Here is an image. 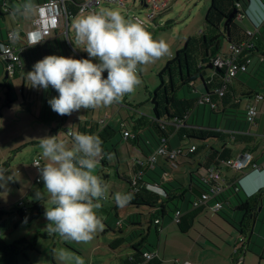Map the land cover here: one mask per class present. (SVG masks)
Masks as SVG:
<instances>
[{
	"label": "trees",
	"instance_id": "trees-1",
	"mask_svg": "<svg viewBox=\"0 0 264 264\" xmlns=\"http://www.w3.org/2000/svg\"><path fill=\"white\" fill-rule=\"evenodd\" d=\"M49 1L51 0H31L35 5V9L47 4ZM65 1L68 12L71 17L75 18L84 1ZM251 1L210 0L211 5L206 15L207 29L199 36L190 37L159 73L160 83L151 97L153 115L131 122L130 129L125 124H123V127L122 124L119 127L123 139L137 148L145 158L143 161H135L136 163L130 169L131 177L124 174V180L129 185L125 193L133 192L134 199L124 208L117 207L114 202L115 206L113 208L116 211L117 228L111 227L105 220H102L107 226L104 234L117 233L120 236L117 239L120 242L117 248L110 246L113 251L123 247L132 249L131 256L123 261V264H160L155 259L156 257L151 260L145 257L146 253H154V247L148 240V233L152 231L153 227L156 234L159 235L163 229L162 223L170 220L178 225L181 232L186 233L192 228L189 214L210 208L215 202L223 204V208L217 213L222 218L226 210L241 213V220L237 221L241 225L239 233L246 234L248 230L251 232L252 219L254 213L261 207L264 189L252 196L244 195L237 178L226 182L223 177L226 183L224 192L218 196H213L206 205L194 207L195 201L200 200L213 186L204 183L203 179L212 170L219 171L222 174L221 166L232 160L228 156L222 157L220 151L214 148L209 149V155H204L205 151L208 150L207 143L210 140H225L226 138L237 141L239 138L236 131L223 134L217 127L207 126L203 122L199 124L196 122L198 116L195 117L194 112L202 107L203 111H208L211 116H222L232 122L248 123L247 112H240L239 106H233L232 108V103L228 101L231 84L225 81L227 67L219 69L214 65V61L218 57L225 59L228 56L222 53L223 42L228 41V48L230 45L240 47L246 44L239 61L244 62L246 56L249 58L254 57L263 60L264 66V26L262 27L263 30L258 29L257 32H251L250 34L239 24L240 16L248 18ZM26 2L27 0H0V46H14L19 53L22 65L18 66L15 72L18 68L37 62L45 56H60V49L64 51L70 48L64 34L53 41L44 40L38 45L31 46L25 40L26 34L21 32L18 26H12L10 29L2 25V22H6L7 17L21 15L20 12H15V9ZM234 11H237V14L229 18ZM70 23L71 18L69 25ZM11 32H15L19 39L10 40L9 34ZM62 40L65 47L62 46ZM0 65L5 69L6 62L1 58V51ZM211 65L213 69L209 68ZM214 70L216 72L212 81L208 82L205 73H211ZM262 72L264 73V68ZM0 79L5 83H0V88L4 89L6 93L5 107L11 108L14 103L11 95L12 88L7 84L6 77H3L1 73ZM199 82H202L204 86V93L196 88V84ZM181 91L183 92L182 96L179 94ZM257 95L262 94L249 88L248 93L244 96L251 98ZM23 106L29 108L24 96ZM228 107L231 108V111L227 110ZM203 115L205 114L203 113ZM90 127L95 130L90 134L99 136L103 141V154L99 163L102 168L106 169L109 166L106 159V156L110 153L109 143L112 142V138L117 131L103 123L90 124ZM125 132L130 133L128 138H125ZM174 137H177L182 144L180 147L174 148L171 145V140ZM246 143L248 144V142ZM163 145H167L168 151L183 150V153L174 161L175 166L171 165V167H178L180 158L186 159V165L193 168L188 175L186 185L169 181L164 177V174L162 176L157 170L158 159L162 157L164 160L169 161L167 156H158L154 167H145V161L156 154ZM193 147H195V150L192 152ZM114 148L115 145L112 143V149ZM199 159L203 160L200 161ZM189 161H193V163ZM255 167L261 169L262 166L254 164L252 161V165L248 169H254ZM238 173L242 172L238 171ZM118 176L121 177L119 172ZM103 177L105 181L109 180V176L103 174ZM150 187H157L161 192L152 190ZM129 208H134L141 211V213L132 212L126 219L120 218L117 212L120 209L129 210ZM184 208H186L185 213ZM16 211L21 217V222L30 223L44 215L45 209L42 203H34L31 209L16 207ZM178 212H180L179 223L176 222ZM2 214L0 211V219ZM26 250L35 251L36 241L29 242L23 239L9 245L0 240V264H18L20 256H26Z\"/></svg>",
	"mask_w": 264,
	"mask_h": 264
},
{
	"label": "clouds",
	"instance_id": "clouds-1",
	"mask_svg": "<svg viewBox=\"0 0 264 264\" xmlns=\"http://www.w3.org/2000/svg\"><path fill=\"white\" fill-rule=\"evenodd\" d=\"M34 11L31 0L15 9L22 15ZM72 29L74 45L86 51L89 58L48 55L26 73L33 88L47 90L51 86L56 90L58 95L48 103L61 116L81 108L119 103L141 84L139 72L143 65L170 54L165 40L155 39L142 22L126 18L117 9L104 8L77 16L72 20ZM30 38L33 45L39 42L33 34ZM65 134L71 137L70 146L59 139L60 133L39 138L41 158L46 162L40 167L44 188L36 190L35 198H47L44 216L49 235L58 234L65 241L87 244L105 227L97 210L102 207L101 201L109 199V185L96 174L103 141L99 136L73 131L72 125ZM6 172L0 168V186L12 179L5 176ZM112 199L117 207L124 208L134 199V193L116 192ZM54 255L61 264H85L83 258L67 249Z\"/></svg>",
	"mask_w": 264,
	"mask_h": 264
},
{
	"label": "rangeland",
	"instance_id": "rangeland-1",
	"mask_svg": "<svg viewBox=\"0 0 264 264\" xmlns=\"http://www.w3.org/2000/svg\"><path fill=\"white\" fill-rule=\"evenodd\" d=\"M210 5V0H174L169 5L167 11L165 10L166 15L172 14L173 17L169 21H164L163 27L157 33H155V29L157 28L152 24L153 37L165 40L170 47V54L173 52L175 55L178 42L184 36L192 33L196 37L207 29L206 15ZM104 8L117 9L126 18L136 17L143 22H149L148 17L152 13L151 9L143 6L142 0H126L125 6L104 3L97 9V12ZM87 14L89 13L77 16ZM36 17L37 12L35 9L29 15L9 16L6 22H2V25L10 29L12 26L32 29L33 20ZM73 19H71L69 30V40L72 45L71 49L69 48L71 57L76 59H80V57L89 58L86 51L76 47L73 43ZM246 23H250L247 17H245L242 24ZM252 29L254 28L252 27ZM227 50V43L224 41L222 51L226 52ZM170 54L165 55L154 63L144 65L139 72L141 84L136 87L133 93L126 94L122 99L126 98L127 103L139 106V112L142 115L150 116L153 113L151 97L155 88L160 83L158 72L161 70V67H158V65L164 59L169 60ZM91 59L94 63L98 62L95 58ZM21 86L22 78L16 81L12 80L11 95L14 103L11 108L5 107L6 93L5 90L0 88V168L7 170L5 176H12V179L7 181L6 186H0V211L3 213L0 219V240L9 245L23 239L29 242L36 241V250H26V256L21 255L18 264H61V261L54 255L60 249H67L76 256H80L83 258L85 264H122L123 259L127 257L130 250L125 248L122 249L123 251L114 252L110 248L109 242L111 237L109 234H104V231L107 229L105 224L104 230L96 233L91 242L83 244L65 241L58 234L49 235L45 230L47 221L44 215L30 223L21 222V217L17 213L16 207L31 209L34 203H42L44 209L47 206V198L41 201L35 198L36 190L40 189L43 191L44 188L43 180L41 183H37L39 173L33 166L34 159L41 155L39 138L43 136H55L60 133L59 139L67 142L69 146L71 145V137L65 134L68 131L67 126L71 124L62 127V121L40 119L35 107L32 111L30 107L25 108L20 94ZM186 93L188 94V92ZM179 94L182 96L183 92L181 91ZM122 115L124 118L128 116L126 110H123ZM129 128H131L130 124ZM74 131L77 132L76 127ZM116 131L112 142L109 143L108 149L110 153L106 156L108 168H102V165L99 163L96 169V174L101 176L103 180V174L109 176V180L106 181L109 185V199L101 201L102 207L97 210V214L102 220H107L108 216L116 220V211L113 208L115 204L112 195L116 192L125 193L127 191L129 185L124 180V174L131 177L130 169L136 163V159L140 161L144 160L140 151L123 139L120 128L116 129ZM112 143L115 145L114 149H112ZM163 160L160 157L157 162V167L162 176L164 170L168 172L172 169V164L164 160V164H166L164 165L162 163ZM189 162L193 163V161ZM189 168L192 169L191 167ZM176 170L180 169L177 168ZM118 172L121 174V177L118 176ZM126 210L128 211V209ZM124 211L120 209V218L122 219L125 217ZM129 211L141 213V211L134 208H129ZM197 228L199 229V225ZM152 231L156 236L154 227ZM255 263L264 264L259 257L255 259Z\"/></svg>",
	"mask_w": 264,
	"mask_h": 264
},
{
	"label": "crops",
	"instance_id": "crops-1",
	"mask_svg": "<svg viewBox=\"0 0 264 264\" xmlns=\"http://www.w3.org/2000/svg\"><path fill=\"white\" fill-rule=\"evenodd\" d=\"M173 1L174 0H169L168 8ZM171 17H173L172 14L166 15L164 11L154 20L149 19V22H143L136 17H134V19L142 22L145 28L151 33L153 32L151 28L155 26L157 28L155 29V33H157L159 32V29L163 27V22L169 21ZM248 19L250 23L246 24H242V22L245 20V17L239 20L240 26L246 31L255 33L258 31V29H262L264 26V0L251 1V5L248 10ZM252 27L254 29H252ZM18 28L25 34L33 29H23L21 27ZM66 30V26L61 27L58 30H54L50 36L46 37L45 40L53 41L57 37H61ZM69 30L70 25L68 26V36ZM190 37H194L192 33L184 36L178 42L176 51L180 50L183 43L185 44V42ZM226 43L228 47L229 44L227 40ZM59 46L60 48L62 46L65 47L63 40L62 46L61 43ZM70 49H65L64 51L60 49V56L71 57ZM222 53L228 55L229 48L226 52L222 51ZM173 56L175 55L172 52L170 54L169 60L164 59L159 63L158 67H161V70L158 72V76L166 64L173 58ZM80 59L82 58L80 57ZM244 59L250 60L248 70L246 73H239L237 77L230 82L231 93L228 95V101L232 103V108L233 106H239L240 112L246 113L247 108L253 103L255 97L253 96L251 98H247L244 96L248 93V89L251 88L257 90L259 93L264 95V73L262 72L264 66L263 60L261 59L254 57L249 58L247 56ZM35 63L36 62H32L18 68L17 71L12 75L7 74L5 69H3V66L0 65V73L3 77H6L7 84L10 86L12 80L16 81L22 78V88L20 94L22 98L23 96L26 98L31 111L35 107L40 119H51L57 122L62 121V127H66L68 124H71L73 131L76 127L77 132L90 134L95 131L90 127V124L96 125L103 122V124L109 125L115 130L118 129L121 124H125L126 127L130 129L129 124L131 125V122L142 117H151L153 115V113L150 116L140 114L139 106H136V104L133 105L131 103H127V99L125 98L119 103H114L110 106H101L95 109L81 108L79 111H75L71 115L61 116L54 112L48 103L51 98L58 95L56 90L51 86H49L47 90L42 88H33L30 84V81L26 79V74L24 73L31 71ZM215 72L216 70L211 73H205L208 82L212 81ZM0 83L5 84L1 79ZM196 88L198 91L204 93V86L202 82L196 84ZM156 89L157 88H155V90ZM257 107L259 110V116L256 120V124L253 126L248 123L232 122L230 120H226L222 116H211L209 115L208 111H203L202 107L198 108L194 112V116H198L196 117V122L199 124L203 122L207 126L209 125L217 127L222 131L221 133L223 134H229L231 131H236V135H239L237 141L229 138H226L225 140H210L207 143L208 150L205 151L204 155L210 154V148L220 151L222 157L228 156L232 160H237L244 153H248L252 155L254 164L262 166L260 170L254 171V169H248L242 173H238L234 169L227 168L224 165L221 166L222 176L224 179H226V182H229L233 178H237L243 194L248 196H252L258 191L264 189V101L259 102ZM123 110H126L128 118L123 117ZM227 110L231 111V108L228 107ZM203 113L205 115H203ZM246 142H248V144ZM171 145L174 148H177L182 144L178 141L177 137H174L171 140ZM38 157H41V155ZM143 159L145 158L143 157ZM199 160L202 161L203 159ZM43 162L45 163L44 160ZM162 163L164 164V160ZM186 163V159L180 158L178 167L172 168L168 172L164 170V175H167L166 179L186 185L188 181V175L190 171L193 170V168L190 169V166L186 165ZM177 168L180 170H176ZM157 170L159 171L158 167ZM262 201L264 204V195ZM185 209L186 208H184V213L186 212ZM124 212L125 217L123 219H126L132 214V212L129 210H125ZM117 213L120 217V211ZM188 217L191 219L192 228L186 233L181 232L178 225L170 220H166L162 223L163 229L159 235L155 236L153 231L148 233V240L154 247L153 251L156 257L155 259L160 264H186L187 262L191 264H256L255 259L257 257L260 258L261 262H264V207L261 211L258 210L256 213H254L250 227L251 232L248 230L246 234L239 233L241 225L237 223V221L241 220V213L235 211L226 210L222 218L210 208H207L200 211H194L190 213ZM254 220H256L255 225ZM105 221L111 227L115 228L117 225L116 220H113L110 218V216H108L107 220ZM198 225L199 229L197 228ZM253 225L254 232L258 235H261V237L254 235L252 239L254 244L247 245L245 248L248 236L252 233ZM109 236L111 237L109 246L112 245L113 247L117 248L120 243L117 239L120 236H118L117 233L109 234ZM241 239H243L245 243L241 242ZM125 248L126 247L120 248L114 252L119 250L123 251L122 249ZM128 249L130 252L127 254V257L123 259V261L129 258L132 254V249ZM235 249H238L237 253H235Z\"/></svg>",
	"mask_w": 264,
	"mask_h": 264
},
{
	"label": "built area",
	"instance_id": "built-area-1",
	"mask_svg": "<svg viewBox=\"0 0 264 264\" xmlns=\"http://www.w3.org/2000/svg\"><path fill=\"white\" fill-rule=\"evenodd\" d=\"M126 0H85L83 4L80 6L78 15H83L85 13H92L97 12V9L101 7L104 3L109 4H117L120 6H125ZM169 0H142V4L145 5L147 8L152 10V13L149 15L150 20H154L158 15L163 13L168 8ZM37 17L33 20V29L26 34V42L34 46L32 44V39L30 38V34H33L35 38L39 39V42L35 45L42 43L46 37L50 36L54 30H58L61 27L66 26V31L64 32L65 37L67 38L69 44V36H68V26L69 20L71 17L70 13L66 8V1L65 0H51L47 4L43 6H39L36 8ZM243 17L240 16L239 20ZM251 34V32H250ZM9 39L12 41L18 40L19 37L15 32H11L9 34ZM71 46V44H70ZM246 44H243L240 47L235 45H230L229 47V54L225 59L218 57L214 61V65L217 68L227 67L225 81L226 83L231 82L234 78L237 77L239 73H246L248 70V65L250 60H246L245 62H240L239 57L241 56ZM1 51V58L6 62V73L7 74H14L15 70L18 66H21V57L19 53L16 51L14 46H0ZM103 76L107 77V72L103 73ZM261 101H264L263 95H257L254 97L253 103L247 109V121L250 125H255L256 120L259 116V110L257 104ZM215 106L213 105V108ZM103 123V122H102ZM124 125L122 124V127ZM125 138L130 136V133H124ZM195 147L191 149L193 152ZM183 153L182 149H175L173 151H168L167 145H163L156 154H154L151 158L145 161V167H154L157 162L158 156H167L169 157V161L173 166H175V160L178 158L180 154ZM252 155L248 153H244L239 159L237 160H230L224 164V166L234 169L236 172L241 171L244 172L246 169L250 168L252 165ZM44 164L41 157H36L33 161V166L36 168L37 172L39 173V177L37 178V183H41L42 179L40 178V167ZM39 166V167H38ZM264 166V165H263ZM260 170V168L255 167L254 171ZM167 175H164L166 178ZM204 183L212 184V188L208 193H205L200 200L195 201L194 207H200L202 205H206L210 202L213 196H218L224 189L226 188V183L223 179L222 174L219 171L212 170L210 174L203 179ZM152 190H157L161 192V190L157 187H150ZM223 208V204L221 202H215L210 206V209L218 213ZM179 216L180 212L177 213L176 222L179 223ZM158 223V222H157ZM241 242H244L241 239ZM245 243V242H244ZM238 252V249H235V253ZM145 257L148 260H151L155 257V253H146ZM186 264H191L187 262Z\"/></svg>",
	"mask_w": 264,
	"mask_h": 264
},
{
	"label": "water",
	"instance_id": "water-1",
	"mask_svg": "<svg viewBox=\"0 0 264 264\" xmlns=\"http://www.w3.org/2000/svg\"><path fill=\"white\" fill-rule=\"evenodd\" d=\"M146 7V6H145ZM237 14V11H234L230 16L229 18H232L233 16H235ZM210 69H213V66H209ZM264 207V204H263V201H261V207L259 208V210L261 211L262 208ZM256 224V220H254V225ZM254 225H253V230H252V233L248 236V240H247V243L245 245V248L247 247V245H251V244H254V242L252 241L253 239V236L254 235H258L257 233L254 232ZM259 237H261V235H258Z\"/></svg>",
	"mask_w": 264,
	"mask_h": 264
}]
</instances>
